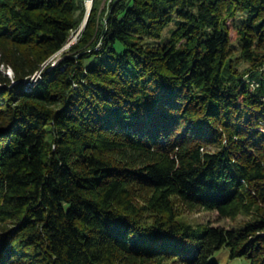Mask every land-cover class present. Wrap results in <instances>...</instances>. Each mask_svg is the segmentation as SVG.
Masks as SVG:
<instances>
[{
    "label": "trees",
    "instance_id": "obj_1",
    "mask_svg": "<svg viewBox=\"0 0 264 264\" xmlns=\"http://www.w3.org/2000/svg\"><path fill=\"white\" fill-rule=\"evenodd\" d=\"M84 3L0 0V264H264V75L231 64L226 23L244 13L256 60L264 0H94L43 67ZM172 195L253 220L194 227Z\"/></svg>",
    "mask_w": 264,
    "mask_h": 264
},
{
    "label": "rangeland",
    "instance_id": "obj_2",
    "mask_svg": "<svg viewBox=\"0 0 264 264\" xmlns=\"http://www.w3.org/2000/svg\"><path fill=\"white\" fill-rule=\"evenodd\" d=\"M100 8L108 7L112 2L116 0H100ZM94 0H85V16L80 23L79 27L76 30H73L71 33V37L69 41L66 43L64 48L54 55L47 62L43 64V67L49 64V68H51L57 61L61 58V54L64 50H66L72 43L78 41L81 32L84 29L90 11L92 9ZM106 15V14H105ZM244 17L243 12L237 11L234 17H230L227 20V24L229 25V32H230V40L228 43V59L233 66H236L237 69L244 73L243 78H247L248 83L250 84L252 89H255L258 86L257 81L252 80L250 78V72H258L264 75V41H257L254 46V50L257 54V59L252 60H245L242 57L241 51V43L239 40V36L237 33L238 23ZM176 19V18H175ZM237 22V23H236ZM175 26V21H173L164 31L163 38L161 42L167 40L171 36V31ZM6 72L11 74V69L9 67L6 68ZM40 72V71H38ZM30 84L28 83V86ZM149 196L148 190L138 189L135 187L133 191V199L137 202L139 210H141V214L143 218L149 219L150 216H153V212L145 207L146 199ZM171 200L176 209V218L186 224L192 225L194 227L199 225H223L228 228H239L245 226L248 222L253 220V216L251 214H246L244 212L240 213L238 216L234 218H220L218 213L215 210L205 209L202 206L191 207L188 203H185L179 196L172 195ZM261 234H264L262 232ZM212 260H216L219 264H249V260L244 257L232 258L230 256L229 247L224 246L218 250H216L211 255ZM162 264H180L179 260L169 259L162 262Z\"/></svg>",
    "mask_w": 264,
    "mask_h": 264
},
{
    "label": "bare ground",
    "instance_id": "obj_3",
    "mask_svg": "<svg viewBox=\"0 0 264 264\" xmlns=\"http://www.w3.org/2000/svg\"><path fill=\"white\" fill-rule=\"evenodd\" d=\"M87 1V0H86ZM40 76V72H37V73H35L32 77H31V79H32V82H29V84L31 83H35V81H36V79L38 78Z\"/></svg>",
    "mask_w": 264,
    "mask_h": 264
}]
</instances>
